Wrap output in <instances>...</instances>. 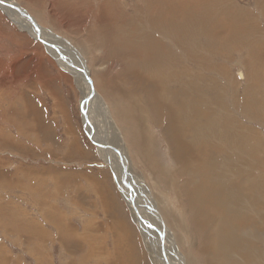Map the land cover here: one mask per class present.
Returning a JSON list of instances; mask_svg holds the SVG:
<instances>
[{"label":"rangeland","instance_id":"1","mask_svg":"<svg viewBox=\"0 0 264 264\" xmlns=\"http://www.w3.org/2000/svg\"><path fill=\"white\" fill-rule=\"evenodd\" d=\"M15 1L20 6H23L26 10H28L29 13H31V15L35 17L36 23L42 28H45L47 32L48 29H50L51 31L49 30V32L51 33L52 29H54L55 34H57L56 36H58L60 39L61 37L62 39L68 38L69 41L72 40L71 42L75 43V45H77L81 49L85 44L87 48L89 47L88 51L90 56L84 52L88 56L87 64L90 70L92 69V80L96 90L101 93L104 99H106V102L111 109V118L114 120L118 128H123L124 126H122L121 124L126 123L128 129L139 136L138 140L143 141L145 137L148 138V150H150L149 155L151 156L145 155V157H151L152 159L149 158L150 162L152 163L151 166H156V168L160 172L162 171L161 173L163 174V177H167L165 178V180L168 182L170 181V185H167L165 180H162V183H160L163 187H167L165 192H161L163 188H161V185H158V183L154 184L152 187L150 186L152 191L150 189L148 190L153 192V197L155 196L156 199L157 197H161L158 192L161 190L160 192L163 194V196L167 197L169 200L168 205H175L177 212L181 218H184L183 210H185L187 212V215H189L188 218L192 219L191 217H193L194 211L197 210V207H203L199 209H205L211 212L214 211L213 213L216 214L217 219H221L218 222L215 221L216 228H214L216 232L215 249L219 257L218 264H258L259 262H261L259 264H263L262 262H264V253L262 252H264V229L262 228L264 227V224L262 225L261 223L264 221V219L261 220L260 216H263L264 214V205H262L264 204V198H262L264 197V180H262L264 179V114H262L264 113V80L261 78V76H264V73L261 72V69L264 68L260 66L257 71L252 67V72H254L252 73L251 70L247 67L246 63L251 66V61L256 62L257 57H261V62L262 64H264V0H262V2L261 0H177L172 7H174L176 11L178 10L176 17L178 22L174 20L175 23H173L174 21H171L172 23H170L173 24V26L178 27V29L170 26L171 24H169L168 22L167 24L166 22L163 23V27L161 23H157L154 25L152 23L145 22L146 20L151 19L152 15L149 13V10L153 6V4H157L156 0H110V3L107 4V8L111 10L113 15L109 17L108 13L103 8V5L99 6L98 2H100V0ZM102 2H108V0H102ZM191 2H193L194 4ZM179 5H181L182 7ZM193 5L196 6L194 7ZM172 7L171 5H168L167 9H172ZM242 7L245 10L244 13H242L243 15L240 11V8ZM184 11H190L191 15H198H192V17L190 16V14H188V12H186L185 14ZM162 12L164 13L163 9L159 8V15H162ZM210 12L214 17L216 16L218 17V19L222 18V20H220L222 22L228 19L229 22L230 20L232 22L236 20L235 22H239L240 25L244 24L245 26L243 27L247 29V32L240 31L237 34L236 29H231V31L230 28H232V26L230 24H226L228 25L226 26V28H228L227 30L231 31L227 35H223L220 33L218 35L217 33H215L216 36H213V33H210L211 35L204 34L202 30L198 29V27L202 24H200L199 20H201L200 18L202 17V20H207L211 24V17L209 19ZM16 15L19 21L23 24L22 26H25L26 22L24 18L20 17L18 13H16ZM191 17L193 19L192 22H190ZM214 17H212V20H218ZM240 17L241 19L238 20ZM98 18H104V20H97ZM142 18L144 19V21ZM86 20H88V25ZM187 20L193 27L195 26L194 30H187L188 28H190V23L186 22V24L189 25H184V21ZM194 20L199 23H196ZM182 21L184 22V24ZM129 22H135V28H137L136 30L138 31V33H135L137 32L135 30V32L130 31V33L132 34V37L136 36L135 39L137 41H142V43H145L147 38L149 39V37L147 36L148 34H145V32L149 33L148 31H146L149 29V26L152 27L150 36H154L156 34L154 37L157 36V38L159 37V39L164 40H161L164 44V50L156 49L154 47L151 55L147 56L150 59L154 58V56L156 55L157 58L155 57V59L157 60L160 58L162 59L164 56V58L162 59L163 61L160 59V62L165 63L166 60L165 66L163 65V72H165V75L167 74L165 76L166 84L168 88H173L172 90L174 91H178V89H180L182 85L173 81L170 77V73H172V75L174 74L173 67L171 66L175 65L172 57L175 54H178V52H182V50H185V52H189L188 48L190 49L191 45H193L194 47L193 50L197 52L198 55L196 53H190V56H187V58L184 60L183 58L179 57L178 62H180V66L181 64L188 65L187 71H189L192 75L191 84L187 85L190 90L189 88H186V90L189 91L185 90L184 95L188 96L186 101L187 103L190 100L192 101L189 102V105L187 104V109L185 110V112L187 111V113L189 114L192 111L191 113H194V116L190 113L191 119L187 117V132H189V130L192 131L191 133H189L190 135L187 137V139H185L190 141V143L192 142L194 144H197L196 147H198L200 150V147L206 145L208 141V144H212L209 145V149H205V155L203 156L205 159V167L202 168L194 166L195 168L190 167V169L184 170V165L179 162L181 165L180 166L178 163V161L180 160L177 159L175 145L171 142L170 135L166 130V126L168 125V122L166 123L167 120H165L166 118L160 119L161 121L156 120L155 112H152V110L149 111V103L150 101L153 102V98L149 97V90L147 89L145 93L144 89L149 85V82H138L137 80L147 81V79L143 77L144 75L148 74V72L151 75L152 73L154 74L151 78H153V76H155L154 78H156L158 76V73L161 74L162 72H153L149 65H147L148 70L147 67H144L146 69L145 70L141 67L142 63L140 64V61L134 62V66L131 64L123 65L120 58H110L108 56V53L106 52V48L101 46L102 34L101 30L99 29L100 26L101 29L103 26H111L113 29H115V27L112 26V24L114 23L116 24V26L118 25L119 27H122V29L126 32V28L128 27V24H130ZM81 23L84 25V31L82 33L79 30V26ZM193 23H195L196 25H194ZM158 24H160L161 29L157 31ZM168 24L172 30L167 27ZM180 26L182 27V29ZM154 28H157L156 32L154 31ZM167 28L170 31H168ZM185 28L187 31H185ZM92 30L94 31L93 34ZM162 30L165 32H163ZM181 30L182 32H178ZM85 31L92 34L90 40H88L89 36L83 34ZM192 31L197 34L194 35V32ZM184 32L192 33L188 34V40L187 38L186 40H184L183 38L179 40L178 33ZM200 32L204 37L200 35ZM163 33H166V37ZM119 34H121V32H119ZM208 35L213 36L214 42L217 43V41H219L217 44H215L217 46H212L209 43L208 39H206L208 38ZM50 36L52 35L50 34ZM237 36L240 37L238 38ZM167 38L169 39L167 40L168 43L166 42ZM236 38L239 40L242 39L239 43L242 44L244 48H236L235 46H237L239 43H236L237 45L234 46V39ZM191 39L193 40V43ZM204 39L206 43L202 41ZM95 41L97 42V44H95ZM194 41L198 44V46H202V48H200L199 46V49H195ZM229 41L232 42L230 43ZM223 42L230 43V46L228 44L229 49L226 48L228 46H226V44ZM222 43L226 47H224ZM250 43H252L253 46ZM182 44L184 46H182ZM221 44L222 47L220 46ZM77 46L75 47L77 48ZM154 46H156V44H154ZM209 47L211 51L209 50ZM213 47L214 51H212ZM92 48L95 49L96 55H94V50ZM215 49L218 51H216ZM208 50L210 52H207ZM224 51L226 52V54ZM218 52L226 56L219 55ZM202 53L203 56H200L201 58H199V55H202ZM97 54L100 56H98ZM205 54H207V57ZM214 54L217 56H215ZM71 55L73 57L71 59L75 58L77 59V61L79 60L77 54L74 51L71 53ZM196 55L198 57L194 58V56ZM228 59L230 62L228 61ZM205 61H209V64ZM168 63H170V65ZM204 64L205 66H207H202ZM208 66L211 68H208L207 70L206 68ZM167 67L171 69H168ZM214 68L216 70L218 69L219 71L217 70L216 72ZM168 71L170 73H168ZM103 73L107 74V76L105 75L107 79L106 83L108 85L114 83V86H116L117 88L118 101L116 108L117 106H120L121 111L118 112L122 113H119V116L123 122L119 121L114 115L113 109L111 107V100L108 98L107 91L103 92V90L100 89L94 79L95 75L98 77L104 76ZM135 74L137 75V77L135 76ZM200 74H205L203 76H205L206 79H204L205 77L203 76L201 77L203 81L201 79H198ZM193 77L195 78V81H193ZM209 79H214V81L212 82ZM168 82H171V85L174 82L175 86L177 87L175 88V86H171ZM195 83H198V85H196ZM79 84V79L76 80L75 76H73L63 66H61V64L57 62V59L52 56V54L40 40L36 39L35 36L32 35L28 30L23 29L16 22H13L10 16L0 7V264H154L153 259L150 255V250L145 243L147 241L143 239L140 228L133 220L131 210L125 202L122 191H120L117 187L115 176L112 170L109 167L104 166L105 163L100 156L97 145L90 139L89 135L87 134L88 131L86 132L87 129L85 130L86 127L84 128L85 101L83 102V93L80 89ZM204 86L206 89L204 88ZM210 88L212 89L210 90ZM195 89L198 92H196ZM191 90L194 94L196 93V96H194ZM203 92L204 94L200 95ZM246 94L251 97L249 98ZM184 95L183 100L186 98ZM210 95L213 96L210 97ZM247 98H249L250 100L248 99V101ZM202 99H204V101H202ZM196 100L198 104L195 102ZM218 100L219 102H217ZM201 101L202 105H200ZM260 103L263 104L260 105ZM138 104L140 106V109H138L137 107ZM220 104H222L223 106H221ZM194 106H196L198 109H196V107ZM208 106L209 108H207ZM193 107L194 109H192ZM193 110H198V112L195 111V113ZM209 110H211V112ZM88 113L93 118L95 114L98 115V113H96V111L93 110V108L90 106L88 109ZM256 115L258 117H255ZM194 117H196V119ZM95 119V125L97 124L98 119L100 122L104 121L103 118L98 116ZM232 125L237 126L234 127ZM97 126L93 127L92 129L97 130ZM241 127H243V129ZM231 129H233L234 131ZM245 129L249 130H247L246 132ZM164 130L165 132H163ZM250 130L254 134H251L249 132ZM254 130L255 132H259L255 133L253 132ZM234 132H236V134ZM203 133H209L208 135L211 134L212 136H210V138L208 135H204ZM229 133L233 136H237V134L242 133L241 135L243 137H241L240 141H244V143L242 142V144L239 141V136L241 135H238L237 139H234V142V140H232L233 136L229 135ZM244 133L246 135H244ZM191 135L193 136V138ZM213 135L215 136V138L213 137ZM205 136L208 140L205 139ZM228 137L232 138L231 140L235 145L232 144L233 142L230 141ZM245 137L246 139L248 137L250 139L251 137H256L259 140H246ZM220 138L223 141H217ZM197 139H200L201 142ZM224 141L227 144L224 143ZM109 142L110 144L118 148L121 146L117 137H110ZM238 144L239 146L237 148ZM240 144L243 146H240ZM228 145H230L231 148L228 149V147H230ZM172 146L174 149L172 148ZM253 146H257V148L255 149ZM260 146L262 147L263 151L260 152L258 150V152H260L258 153L257 149L261 148ZM127 147L131 150V153H128L127 155L128 160L136 165L133 166L136 173L142 176V179L146 183L150 181L153 182V180H151L153 172L149 169L146 171H142L144 165H149L146 163L147 159L145 160V158H142L144 156V153L140 152L138 150V147H136V149L133 145H128ZM243 147L246 150L243 149L245 151H242L245 152L246 155L241 151ZM108 148L110 150L112 149L110 145L107 147V149ZM232 148L235 150V152ZM217 150L219 153L217 152ZM223 150L225 151L224 153ZM230 150L231 152H228ZM236 150L238 151V155ZM239 151H241L240 153L245 157H248L245 158L243 155L240 157ZM253 151L256 153V155H254L255 153H253ZM227 153H230V155L234 156V158L232 156L230 157V155H228ZM248 153L250 154L247 155ZM211 154H213V156ZM236 155L239 158H237ZM210 156L212 159L210 158ZM258 157L261 161H259ZM174 158H176V160ZM192 158L194 160L196 159L193 157V154ZM239 159L242 160H240L241 163L239 162ZM254 159L258 160L255 161ZM228 160H230V163L228 162ZM227 162L231 165H234L235 163L234 166L238 165L241 167H236L238 171L237 172L235 170L236 168L230 165L232 170H229V165L227 164ZM171 163H173V165ZM207 163L210 165L209 167ZM223 163H226V165L224 166ZM239 163L242 165H240ZM122 164L126 165L125 158L120 162V169H122ZM162 164H164V166ZM210 167L213 169H211ZM221 167H227L225 169H221L225 173L226 178L223 177L224 174L222 175L223 172L220 170ZM170 168L172 172L170 171ZM214 168L219 171V173ZM203 169H205V171ZM227 169L229 171L235 170V172H232L235 178L230 172L227 171ZM177 170H184V172L178 173L179 175H177V172H175ZM163 171H166L167 173H164ZM190 171L193 173H191ZM212 171H216L219 175L220 172H222V176H219L218 174L215 175L216 172L211 176L210 174L212 173ZM227 172L229 175L227 174ZM120 173L122 175H125L124 170L120 171ZM237 173L242 174L237 175ZM246 175L248 176L246 177ZM217 176L218 179H220L219 177H221V180H216L217 178L215 177ZM157 177L159 179L162 176H160L159 174ZM229 177L230 180H228ZM132 178H135V176H133ZM244 178L248 180L251 179L252 181L249 183L248 180H245ZM202 179L204 181H202ZM239 179L241 180L239 181ZM222 180H224V182H222ZM195 181H197L196 184ZM257 181H260V183H258ZM234 182L236 185L233 184ZM246 182L248 183V185ZM207 183L211 187H209ZM230 184H232V186ZM132 185L134 187L136 186L134 184ZM215 185L218 186L220 190ZM226 185H230V187L228 186V190H237L235 191V197L234 194L232 195L231 190L229 192L230 196L227 195L228 191ZM254 185L257 187H255ZM202 187H204L205 189L207 187V189L204 190V188ZM213 187L215 188L212 189ZM222 187H224V189ZM258 188H260V191L258 190ZM183 189H185V191L187 192H185ZM215 189H218L219 191H215ZM253 189L257 190V192H255ZM113 190L115 192H112ZM177 190H179V192ZM195 190L196 192H199L195 193ZM204 191H206L209 200L207 198L205 199L206 194ZM211 191L214 193L208 194V192ZM251 192L253 193L248 195V193ZM216 193L219 195V197ZM191 194H194L193 197ZM196 194H199L200 198L198 197L199 195ZM214 194L216 195V197L214 196ZM212 195L214 197H212ZM238 195H240L242 199L241 197H237ZM242 195H244V197L251 196V198H249V200L248 197L244 198ZM257 195H260L259 198ZM196 196L199 200H196ZM224 199L227 200L225 201ZM259 199L260 201H258ZM108 200L110 201V204ZM214 200H218L216 201L217 203H215ZM220 200L221 202H219ZM233 201L235 202V204L233 203ZM247 201H251L252 204H250V202L248 203ZM253 201L255 203L258 202V206L255 205ZM209 204L212 205L209 206ZM249 204L251 206H248ZM219 205L223 207V210H221L222 207ZM236 205L239 207H237ZM109 207H111L113 210L109 209ZM236 207L239 209H236ZM258 209L260 212L258 211ZM108 210H110V212ZM245 210H248L247 212L249 214H247ZM224 212L226 213L224 214ZM117 214L119 215L117 216ZM226 214H228L229 216L231 215V219H229L230 217H228V215ZM254 214H258L257 217L253 216ZM122 215L124 216V218L122 217ZM245 215L248 217L250 216L249 219ZM243 216L246 217L245 220L247 222L244 221ZM240 217L242 223L240 222ZM255 217L258 220L257 226H259V228L255 225ZM252 218L254 220H252ZM230 220H232V222H230ZM235 220L237 221L235 223L236 225L234 224ZM259 220L261 221L259 222ZM121 222L123 224H121ZM221 222H223L225 225ZM244 223L245 225H243ZM227 224L228 226L226 227ZM238 224L239 230H237L236 228ZM149 226L152 230L156 229L155 223H150ZM229 226L231 227L229 228ZM222 227H224L225 229ZM8 228L11 229L8 230ZM245 228L247 229L245 230ZM260 231H262V235L260 234ZM196 236V242L199 243L202 239V236L198 233H196ZM152 237L155 240L159 241L160 249L162 251L160 235L158 234L157 238V236L153 233ZM131 239L135 241L137 239L138 242L140 241V244L136 241L135 246L131 245ZM226 241L228 242L224 243ZM124 242L125 244H123ZM126 243H128L127 247ZM257 243L258 245H261L260 247L258 246L260 250H257V247H254L257 245ZM231 244L233 247L231 246ZM193 246L194 249L198 251V254H202L199 253L201 244L199 245V248H197V244L196 246L195 244ZM252 248L258 254L254 253ZM237 250L239 251L237 252ZM245 252H247V254ZM141 253H143V256ZM132 254H134V256ZM138 254L143 259V262L141 261L142 259H140ZM244 254L247 258L253 255L254 259H252V257L247 261H252V263L246 262ZM255 254L257 257H255ZM257 258L258 260L257 262H255ZM199 259L206 261V257H204L203 255H201Z\"/></svg>","mask_w":264,"mask_h":264},{"label":"bare ground","instance_id":"2","mask_svg":"<svg viewBox=\"0 0 264 264\" xmlns=\"http://www.w3.org/2000/svg\"><path fill=\"white\" fill-rule=\"evenodd\" d=\"M145 1V0H144ZM176 1L177 0H175V1H173V0H156V3L157 4H153V6L150 8V10H149V13L152 15V17H151V19L150 20H146L145 22L146 23H152V24H157V23H161L162 24V27L164 26L163 25V23H165L166 22V24H167V22L169 23V24H171L172 22L171 21H174V20H176L177 21V19H176V17H177V12H178V10L176 11V9L174 8V7H172L175 3H176ZM126 2V1H125ZM198 2V1H197ZM261 2H262V0H261ZM99 3V6H101V5H103V8L105 9V11L108 13V17L109 16H111V15H113V13L111 12V10H109L108 8H107V4L108 3H110V0H108V2H102V0H100V2H98ZM133 3V2H132ZM141 3V2H140ZM191 3H193V2H191ZM196 3V2H195ZM194 4V3H193ZM198 4V3H197ZM201 4V3H200ZM262 4V3H261ZM168 5H171V7H172V9H167V7H168ZM192 5V4H191ZM144 6H146V5H144ZM179 6H181V5H179ZM194 7L196 6V5H193ZM199 6V5H198ZM0 7L2 8V10H4L9 16H10V18H11V20L13 21V22H16L19 26H21L23 29H26V30H28L32 35H34L35 36V38H37V32H36V30H35V28L31 25V22L32 21H35L36 22V19H35V17H33L32 15H31V13H29V11L28 10H26L23 6H20L15 0H0ZM143 7V6H142ZM182 7V6H181ZM4 8V9H3ZM129 8H130V6H129ZM159 8H162L163 9V11H164V13L162 14V13H160V14H162V15H159ZM238 8H239V6H238ZM241 9H242V11H243V13H244V9H243V7L242 8H240V11H241ZM186 10H188V9H186ZM123 11V10H122ZM162 11V10H161ZM176 11V12H175ZM191 11V10H190ZM188 12V11H186V12H188V14H190L191 12ZM49 12V11H48ZM145 12V11H144ZM186 12L184 11V13L186 14ZM16 13H18L19 14V16L20 17H22V18H24V20H25V22H26V25L25 26H22L23 24L19 21V19L17 18V15H16ZM119 13V12H118ZM214 14V13H213ZM193 15V14H192ZM191 14H190V16H192ZM197 16L198 14H194L193 16ZM215 15V14H214ZM243 15V14H242ZM180 16V15H179ZM189 16V15H188ZM192 16V17H193ZM50 17H51V15H50ZM104 17V16H103ZM140 17V16H139ZM183 17V16H182ZM182 17H180V18H182ZM192 17H191V20H190V22H192L193 21V19H192ZM201 17V16H200ZM206 17H207V15H206ZM210 17H211V20H210V22H211V24L209 23V21H207V20H202V17L200 18L201 20H199L200 21V24H201V26H199L198 27V29L199 30H202V32H204V34H210V33H213V36H216L215 35V33H217V35L220 33V34H223V35H227V34H229L232 30H235L236 29V33L238 34L240 31H246L247 32V29H245L243 26H245L244 24H241L240 25V23L238 22H235L236 20H234L233 22L230 20V22L228 21V19L226 20V21H224V22H226V23H224V22H222V21H220V20H222V18H220V19H218V17H214L213 15H212V13L210 12V16H209V19H210ZM212 17H214V18H217L218 20H212ZM242 17V16H241ZM241 17L238 19V20H240L241 19ZM141 18V17H140ZM185 18V17H184ZM183 18V19H184ZM55 19V18H54ZM105 19H107V18H105ZM133 19V18H132ZM143 19V18H142ZM178 19H179V17H178ZM182 19V20H183ZM190 19V18H189ZM195 19V18H194ZM197 19H198V17H197ZM196 19V20H197ZM249 19V18H248ZM56 20H57V18H56ZM97 20H104V18H98ZM181 20V19H180ZM196 20H194L195 22H196ZM87 21V25H88V20H86ZM143 21H144V19H143ZM198 21V20H197ZM136 22V21H135ZM135 22H129L130 24H128V27L126 28V32L122 29V27H119L118 25L116 26V24H112V26H114L115 27V29H113L111 26H103L102 27V29L99 27V29L101 30V34H102V37H101V42H102V45L101 46H103V47H105L106 48V52L108 53V56L110 57V58H114V59H118V58H120L121 60H122V64L124 65V64H131V65H135V63L134 62H136V61H140V64L142 65L141 67L143 68V69H145L144 67H147V70H148V66L147 65H149L150 66V68H151V70H153V72L155 71L156 73L158 72V71H160V72H162L161 74L160 73H158V76L156 77V78H154L155 76H153V78H151L152 77V75H154L153 73H152V75L151 74H149V72H148V74H146V75H144V77L143 78H145V79H147V81L145 80V81H142V80H137L138 82H149V85L148 86H146L144 89H145V93H146V91H147V89L149 90V97L150 98H153V102H154V107H153V102L152 101H150V103H149V111L150 110H152V112H155V119L156 120H160V119H164V118H166L165 120H167L166 121V123L168 122V125L166 126V130L168 131V133H169V135H170V140H171V142L175 145V151L177 152V159L178 160H180V161H178V163L180 162L181 164H183L184 165V170L186 169H190V167H194V166H196V167H205V159H204V155H205V149L207 148V149H209V145H212V144H208L209 143V141H208V143L206 144V145H203L202 147H200L201 148V150L198 148V147H196L197 146V144H194V143H190V141H188V140H186L187 139V137L190 135L189 133H191V131L192 130H189V132H187L188 131V128L186 127V125L188 124V120H187V117H191L190 116V113L192 112H190L189 114L187 113V111L185 112V110L187 109V104L189 105V102H192L190 99V101L187 103L186 101H187V95H184V92H185V90H186V88H189L187 85L188 84H191V81H192V75H191V73L189 72V71H187L188 70V65H186V64H181V66L179 65V63L180 62H178V58L180 57V58H183V60L184 59H186L187 58V56H190L189 54L190 53H192V54H194V53H196L197 54V52H195L194 50H193V45H191V48L189 49L188 47V50H189V52H185V50H182V52H178V54H175L172 58H173V61H174V66H171V67H173V75H172V73H170L169 71H168V73H170V77L172 78V80L173 81H175V82H177V83H180L182 86H181V88L180 89H178V91H174V90H172V89H170V88H168L167 87V84H166V78H165V76L167 75H165V72H163L164 70V67H163V65L165 66V64H166V60H165V63L163 62V63H161L160 62V59H155V57L157 58V56L155 55H153L154 56V58H150L149 59V57L147 56V55H151V52H152V50H153V48L155 47L156 49H161V50H164L165 48L163 47V39H159V37L157 38V36L156 37H154V36H150L151 34H150V32H151V28L152 27H150L149 26V29L148 30H146V31H148L149 33H147V32H145V34H148L147 36L149 37V39L147 38V40L145 41V43H142V41H137L136 39H135V37H132L131 35V33H130V31H132V32H135V31H137L136 29L137 28H135ZM171 22V23H170ZM178 22V21H177ZM183 22V21H182ZM182 22H181V25H182ZM184 22H185V24H184ZM183 22V24L184 25H189V24H186V22L187 23H190L188 20L187 21H184ZM173 23H175V21L173 22ZM180 23V22H179ZM178 23V24H179ZM196 23H199V22H196ZM152 24H151V26H152ZM169 24H168V26L167 27H169ZM177 24V23H176ZM194 25H196L195 23H193ZM226 24H230L231 26H232V28H230V30H227L228 28H226V26H228V25H226ZM250 24V23H249ZM253 24H254V22H253ZM153 25V26H154ZM58 26V25H57ZM170 26H173V24H171ZM177 26V25H176ZM40 27V31H41V37H43L44 38V40L45 41H47L48 43H49V48H48V50H49V52L52 54V56L54 57V58H56L57 59V62L58 63H60L61 64V66H63L68 72H70L73 76H75V78H76V80L77 79H79V81H80V84H79V86H80V89H81V91H82V93H83V102H84V100H85V102H86V104H85V102H84V119H85V121H86V129H87V131H88V135H89V137H91L90 139L95 143H98L99 145L97 146L98 147V151H99V153H100V156H101V158H102V160H104V166H106V167H109L111 170H112V172H113V174H114V176H115V181H116V184H117V187H118V189L120 190V191H122V194H123V197H124V199H125V202H126V204L129 206V208H130V210H131V213H132V217H133V220L135 221V223L138 225V227L140 228V230H141V235L143 236V239L144 240H146L147 242H145L146 243V246H148V248H149V250H150V255H151V258L153 259V262H154V264H218V262H219V257H218V254H217V252H216V249H215V239H216V232H215V230H214V228H216V225H215V221L216 222H218L219 220H221V219H217V216H216V214L215 213H213V212H211V211H209V210H205V209H199V208H203V207H197V206H195V207H197L196 209L197 210H195L194 211V214H193V217H191L192 219H190V218H188L189 217V215H187V212L185 211V210H183L184 211V218H181L180 216H179V214H178V212H177V209H176V207H175V205H172V204H169L168 205V198L167 197H164L163 196V194L161 193V192H165L166 191V188L165 187H163L160 183H162V180H165V178H167V177H163V174L156 168V166H151L152 165V163L150 162V160H149V158L150 159H152L151 157H149V158H147V156H151V155H149V151L150 150H148V144H149V141H148V138L147 137H145V139L143 140V141H141V140H138V135L137 134H135L134 132H132V131H130L129 129H128V126L126 125V123H124V124H121L122 126H124L123 128H118V126L116 125V123L114 122V120L111 118V116H112V112H111V109H110V107L108 106V104H107V102H106V99H104L103 97H102V95H101V93L99 92V91H97L96 90V88H95V86H94V83H93V80H92V73H91V70H90V68H89V66H88V56L85 54V53H87L88 55H89V51H88V48H87V46H85V45H83L82 46V49L80 48V47H78L77 45H75V43H73V42H71V41H69L68 40V38L66 39V38H64V39H66V40H64V39H62V37H61V39L58 37V36H56L57 34H55V32H54V29H52V32L50 33L49 32V30L50 29H48V32L45 30V28H42L41 26H39ZM59 27V26H58ZM57 27V28H58ZM80 32L82 33L83 31H84V25L81 23L80 24ZM173 27H175V26H173ZM181 27V26H180ZM189 27L190 28H188L187 30L188 31H191V30H194V28H195V26L193 27L192 25H191V23H190V25H189ZM239 27V28H238ZM147 28H148V24H147ZM158 28V29H157ZM157 28H154L155 30V32H156V29H157V31L158 30H160L161 29V26H160V24H158V26H157ZM170 28V30H172L171 29V27H169ZM175 28H177L178 29V27H175ZM226 28V29H225ZM248 28V27H247ZM140 29V28H139ZM168 29V28H167ZM176 29V30H177ZM180 29V28H179ZM181 29H182V27H181ZM78 30V29H77ZM135 30V31H134ZM164 30V29H163ZM162 30V31H163ZM169 29H168V31H170ZM186 30V28H185V31H187ZM51 31V30H50ZM88 31V30H87ZM173 31H174V29H173ZM79 32V33H80ZM90 32V31H89ZM93 30H92V34H93ZM96 32H97V30H96ZM119 32H121V34H119ZM154 32V33H155ZM161 32V31H160ZM163 32H165V31H163ZM172 32V31H171ZM178 32H182V30L181 31H178ZM192 32H194V31H192ZM191 32V33H192ZM199 32V31H198ZM234 32V31H233ZM135 33H138V31L137 32H135ZM162 33V32H161ZM168 33V32H167ZM173 33V32H172ZM177 33V32H176ZM191 33H187V32H184V33H178V39L180 40V39H184V40H186V38L189 36L188 34H191ZM235 33V32H234ZM235 33V34H236ZM50 34L52 35V36H50ZM84 35H87V36H89L88 37V40H90V38L92 37V34H90V33H87L86 31L83 33ZM141 34V33H140ZM144 34V33H143ZM159 34V33H158ZM164 34V36L166 35V33H163ZM195 34H197V33H195L194 32V35ZM234 34V35H235ZM153 35V34H152ZM170 35V34H169ZM168 35V36H169ZM172 35H174V34H172ZM171 35V36H172ZM200 35L201 36H203V34H201V32H200ZM211 35V34H210ZM233 35V36H234ZM191 36H193V35H191ZM207 36V35H206ZM205 36V37H206ZM213 36H209L208 35V38H206V39H208V41H209V43L213 46V45H215V44H217L219 41H217V43L216 42H214V40H213ZM233 36H231V37H233ZM236 36V35H235ZM241 36V35H240ZM240 36H237L238 38L240 37ZM261 36V35H260ZM141 37V36H140ZM139 37V38H140ZM156 39H154V38ZM161 37V36H160ZM166 37V36H165ZM164 37V38H165ZM204 37V36H203ZM243 37V36H242ZM241 37V38H242ZM169 38V37H168ZM166 39V42H167V40H169V39ZM198 38V37H197ZM199 38H201V37H199ZM229 38V37H228ZM235 38V37H234ZM244 38V37H243ZM242 38V39H243ZM82 39H83V37H82ZM138 39V38H137ZM196 39V38H195ZM217 39V38H216ZM222 39V38H221ZM231 39V38H230ZM230 39H228V40H230ZM241 39V40H242ZM161 40H163V41H161ZM187 40H188V38H187ZM192 40V39H191ZM219 40V39H218ZM235 41V44H234V46L235 45H237L236 43H239L241 40H239V39H234ZM67 41V42H66ZM202 41H204L205 42V39L204 40H202ZM207 41V40H206ZM226 41V40H225ZM233 41V40H232ZM231 41V42H232ZM139 42V43H138ZM141 42V43H140ZM187 42V41H186ZM200 42V41H199ZM203 42V43H204ZM214 42V43H213ZM230 42V41H229ZM226 43V42H223V43H225L226 44V46H228V44H229V46H230V43ZM246 42V41H245ZM68 43V44H67ZM87 43V42H86ZM168 43V42H167ZM192 43H193V40H192ZM206 43V42H205ZM204 43V44H205ZM209 43H207V44H209ZM220 43H221V41H220ZM222 43V44H223ZM243 43V42H242ZM77 46V48L74 46ZM77 44V43H76ZM95 44H97V42L95 41ZM154 44H156V46H154ZM187 44V43H186ZM185 44V45H186ZM194 44H195V49L196 48H198L199 49V46H198V44L197 43H195V41H194ZM200 44V43H199ZM222 44L220 45L221 47H222ZM233 44V43H232ZM231 44V45H232ZM244 44V43H243ZM248 44V43H247ZM252 46H253V44L252 43H250ZM176 45V44H175ZM189 45H190V42H189ZM239 45H241V46H239ZM264 45V44H263ZM70 48H69V47ZM182 46H184L183 44H182ZM212 46H210V47H212ZM215 46H217V45H215ZM223 46H224V44H223ZM226 46H224V47H226ZM229 46L228 47H226V48H228L229 49ZM238 46V47H237ZM237 46H235L236 48H239V47H243L242 46V44H238ZM247 46V45H246ZM210 47H209V50H210ZM233 47V46H232ZM235 47H234V49H235ZM200 48H202V46H200ZM216 48V47H215ZM244 48V47H243ZM256 48V47H255ZM93 50H94V55H96V52H95V49L94 48H92ZM173 49V48H172ZM182 49V48H181ZM212 49V48H211ZM223 49V48H222ZM207 51V52H210V51ZM216 50V49H215ZM75 52L76 54H77V57L79 58V60L77 61V59H71V58H73L72 57V55H71V53L72 52ZM157 51V50H156ZM155 51V52H156ZM172 51H174V50H172ZM172 51H170V52H172ZM212 51H214V47H213V49H212ZM216 51H218V50H216ZM85 52V53H84ZM203 52V51H202ZM225 52V51H224ZM234 52V51H233ZM161 53V52H160ZM200 53V52H199ZM204 53H205V51H204ZM215 53H217V52H215ZM219 53V52H218ZM153 54V53H152ZM158 54V53H157ZM188 54V55H187ZM208 54V53H207ZM207 54H205L206 55V57H207ZM225 54H226V52H225ZM233 54V53H232ZM235 54V53H234ZM262 54V53H261ZM98 55V54H97ZM198 55V54H197ZM194 56V58L195 57H198V56ZM209 55V54H208ZM215 55V54H214ZM219 55H222V54H220L219 53ZM228 55H229V53H228ZM227 55V56H228ZM90 56V55H89ZM98 56H100V55H98ZM97 56V57H98ZM200 56H203V53H202V55H199V58H201ZM215 56H217V55H215ZM222 56H226V55H222ZM234 56V55H233ZM205 57V58H206ZM221 57V56H220ZM257 57V56H256ZM263 57H264V55H263ZM163 58H164V56H163ZM162 58V59H163ZM169 58H171V57H169ZM168 58V59H169ZM218 58V57H217ZM161 59V60H162ZM167 59V58H166ZM193 59V58H192ZM207 59V58H206ZM206 59H203V60H206ZM230 59V58H229ZM229 59H228V61H229ZM233 59V58H232ZM208 60V59H207ZM210 60H212V59H210ZM219 60V59H218ZM217 60V61H218ZM163 61V60H162ZM169 61V60H168ZM167 61V62H168ZM222 61V60H221ZM72 62V63H71ZM196 62V61H195ZM199 62H200V60H199ZM204 62V61H203ZM202 62V63H203ZM205 62H207V61H205ZM223 62V61H222ZM230 62V61H229ZM263 62H264V60H263ZM208 64H209V61L207 62ZM138 64V63H137ZM169 65H170V63H168ZM167 64V65H168ZM139 65V64H138ZM192 65V64H191ZM221 65H223V64H221ZM246 65H247V67L251 70V72H252V70H253V68H255V70H257L258 71V69H259V67L261 66V67H263L264 68V64H262V62H261V57H257V59H256V62H254V61H251V66H249L247 63H246ZM101 66H102V64H101ZM140 66V65H139ZM202 66H204V67H206L205 66V64L204 65H202ZM209 66H211V65H209ZM207 67L206 69L208 70V68H211V67ZM253 67V68H252ZM103 68V67H102ZM149 68V69H150ZM168 68V67H167ZM215 68H217V67H215ZM214 68V69H215ZM219 68H221V67H219ZM168 69H171V68H168ZM213 69V68H212ZM146 70V69H145ZM216 70V69H215ZM218 70V69H217ZM217 70H216V72H217ZM227 70V69H226ZM150 71V70H149ZM206 71V70H205ZM219 71V70H218ZM256 71V72H257ZM145 72V71H144ZM167 72V71H166ZM184 72H186V73H184ZM261 72H263L264 73V69H261ZM203 73V72H202ZM252 73H254V72H252ZM104 74V73H103ZM160 74V75H159ZM258 74V73H257ZM105 75L107 76V74H104V76H96L95 75V81H96V83H97V85L100 87V89L101 90H103V92H106L107 91V95H108V98L111 100V107H112V109H113V112H114V115L116 116V118L119 120V121H121V122H123L121 119H120V116H119V113L120 114H122L121 112H118V111H121L120 110V106L118 107L117 106V108H116V105H117V101H118V93H117V88H116V86H114V83L113 84H107L106 83V77H105ZM203 75H205V74H200V76H199V78L198 79H201V77L203 76ZM253 75V74H252ZM135 76L137 77V75L135 74ZM210 76V75H209ZM203 77H205V76H203ZM249 77H250V75H249ZM254 77H255V75H254ZM261 78L264 80V76H261ZM195 78L193 77V81H195L194 80ZM204 79H206V77L204 78ZM202 80V79H201ZM210 80V79H209ZM168 81V80H167ZM200 81V80H199ZM203 81V80H202ZM210 81H214V79L213 80H210ZM112 82H113V80H112ZM198 82V81H197ZM201 82V81H200ZM217 82V81H216ZM235 82V81H234ZM170 85H171V82H168ZM193 83V82H192ZM207 83V82H206ZM215 83V82H214ZM218 83V82H217ZM144 84V83H143ZM196 84V83H195ZM213 84V83H212ZM112 85V86H111ZM172 85L173 86H175V84H174V82L172 83ZM171 85V86H172ZM178 85V84H177ZM196 85H198V83L196 84ZM200 85V84H199ZM237 85V84H236ZM191 86V85H190ZM194 86V85H193ZM209 86V85H208ZM221 86V85H220ZM170 87V86H169ZM177 86H175V88H176ZM179 87H180V85H179ZM207 87V86H206ZM213 87V86H212ZM255 87V86H254ZM192 88V87H191ZM201 88V87H200ZM204 88H205V86H204ZM165 89H166V92H165ZM206 89V88H205ZM209 89V88H208ZM212 88H210V90H211ZM215 89H216V87H215ZM92 90H94V95H92L90 98H89V95L92 93ZM189 90H190V88H189ZM189 90H186V91H189ZM193 90V89H192ZM192 90H191V92H192ZM196 90V89H195ZM214 90V89H213ZM213 90H212V92H213ZM202 91V90H201ZM209 91V90H208ZM258 91V90H257ZM196 92H198L197 90H196ZM204 92H205V90H204ZM204 92L202 93V94H200V95H203L204 94ZM193 93V92H192ZM210 93V92H209ZM256 93V92H255ZM186 94V93H185ZM194 94V93H193ZM196 94V93H195ZM194 94V96H196ZM199 94V93H198ZM197 94V95H198ZM217 94H219V93H217ZM111 97H110V96ZM183 95L186 97L184 100H183ZM214 95V94H213ZM213 95H210V97L211 96H213ZM239 95V94H238ZM247 95V94H246ZM189 96H190V93H189ZM193 96V95H192ZM215 96V95H214ZM220 96H222V95H220ZM244 96V95H243ZM248 96V95H247ZM202 97V96H201ZM200 97V98H201ZM209 97V96H208ZM209 97V98H210ZM237 97V96H236ZM249 98L251 97V96H248ZM253 97V96H252ZM87 98H89V100L88 101H86V99ZM221 98V97H220ZM219 98V99H220ZM249 98H247V100L249 99ZM192 99V98H191ZM214 99V98H213ZM193 100V99H192ZM195 100V99H194ZM211 100V99H210ZM216 100V99H215ZM222 100V99H221ZM240 100V99H239ZM246 100V101H247ZM250 100V99H249ZM248 100V101H249ZM155 101H156V104H155ZM198 101H199V98H198ZM202 101H204V99H202ZM202 101L200 102V105H202L201 103H202ZM205 101H206V99H205ZM196 103H197V100L195 101ZM210 102V101H209ZM208 102V103H209ZM212 102H213V100H212ZM216 102V101H215ZM217 102H219V100L217 101ZM216 102V103H217ZM221 102V101H220ZM223 102V101H222ZM264 102V101H263ZM203 103H205V102H203ZM215 103V104H216ZM246 103V102H245ZM191 104V103H190ZM198 104V103H197ZM213 104V103H212ZM249 104H250V102H249ZM263 103H260V105H262ZM199 105V106H200ZM218 105V104H217ZM221 106H223L222 104H220ZM89 106L90 107H92L93 108V110H95L96 111V113H98V115H96L95 114V116H94V118L92 117V116H90V114L88 113V109H89ZM190 106H192V105H190ZM198 106V107H199ZM204 106H207V105H204ZM219 106V105H218ZM137 107H138V109H140V106H139V104L137 105ZM194 107H196V106H194ZM194 107L192 108V109H194ZM201 107V106H200ZM226 107V106H225ZM250 107V106H249ZM253 107V106H252ZM258 107V106H257ZM202 108V107H201ZM207 108H209V106L207 107ZM213 108V107H212ZM215 108V107H214ZM224 108V107H223ZM251 108V107H250ZM254 108V107H253ZM196 109H198L197 107H196ZM252 109V108H251ZM250 109V110H251ZM190 110V109H189ZM254 110V109H253ZM194 111V110H193ZM196 111V110H195ZM194 111V112H195ZM200 111V110H199ZM202 111V110H201ZM210 112H211V110H209ZM213 111V110H212ZM252 111V110H251ZM196 112H198V110L196 111ZM195 112V113H196ZM203 112H204V110H203ZM257 113H258V111H257ZM194 114V113H193ZM192 113H191V115H193ZM262 114H264V113H262ZM197 115V114H196ZM199 115V114H198ZM201 115V114H200ZM210 115V114H209ZM101 117V118H103V122H100L99 121V119L97 120V124L95 125V122H96V117ZM194 116V115H193ZM192 116V117H193ZM197 117V116H196ZM196 117H194L195 119H196ZM207 117V116H206ZM206 117H204V118H206ZM255 117H258L257 115L255 116ZM186 119V121H185V119ZM191 119V118H190ZM199 119V118H198ZM161 121V120H160ZM163 121V120H162ZM185 123H184V122ZM261 121H263V120H261ZM190 122V121H189ZM198 122V121H197ZM228 122H229V120H228ZM160 123V122H159ZM262 123V122H261ZM161 124V123H160ZM191 124H192V122H191ZM190 124V125H191ZM197 124V123H196ZM225 124V123H224ZM244 124V123H243ZM264 124V123H263ZM98 125V126H97ZM204 125V124H203ZM246 125V124H245ZM95 126H97V130L96 129H92L93 127H95ZM194 126V125H193ZM202 126V125H201ZM230 126V125H229ZM232 126H234V125H232ZM235 126H237V125H235ZM234 126V127H235ZM239 126V125H238ZM241 126V125H240ZM192 127V126H191ZM195 127H196V125H195ZM226 127V126H225ZM244 127V126H243ZM243 127H241L242 129H243ZM247 127V126H246ZM250 127V126H249ZM253 127V126H252ZM256 128V127H255ZM165 129V128H164ZM191 129V128H190ZM200 129V128H199ZM223 129H224V127H223ZM227 129V128H226ZM235 129V128H234ZM238 129V128H237ZM240 129V128H239ZM193 130H195V129H193ZM219 130V129H218ZM230 130V129H229ZM231 130H233V129H231ZM236 130V129H235ZM246 130V129H245ZM244 130V131H245ZM247 130H249V129H247ZM247 130H246V132H247ZM251 130H253V129H251ZM251 130L249 131L251 134H254V133H252L251 132ZM256 130V129H255ZM255 130L253 131V132H255ZM130 131V132H129ZM217 131V130H216ZM234 131V130H233ZM238 131V130H237ZM236 131V132H237ZM241 131V130H240ZM163 132H165V130L163 131ZM193 132H196V131H193ZM203 132V131H202ZM209 132V131H208ZM218 132V131H217ZM220 132H221V130H220ZM230 132V131H229ZM236 132H234L235 134H236ZM248 132V133H249ZM256 132H259V131H256ZM255 132V133H256ZM200 133V132H199ZM222 133H224V132H222ZM167 134V133H166ZM165 134V135H166ZM186 134H188V135H186ZM194 134V133H193ZM192 134V135H193ZM204 134V133H203ZM209 133H206V134H204V135H208ZM214 134V133H213ZM220 134V133H219ZM231 134H232V132H231ZM230 133H229V135H231ZM242 133H240V134H237V136L238 135H241ZM258 134V133H257ZM260 134V133H259ZM191 135V136H192ZM195 135V134H194ZM199 135V134H198ZM197 135V136H198ZM227 135V134H226ZM244 135H246L245 133H244ZM200 136V135H199ZM209 137L210 136H212L211 134L210 135H208ZM221 136H225V135H221ZM228 136V135H227ZM226 136V137H227ZM231 136H233V135H231ZM237 136H233L232 138H230V137H228L229 139H230V141H232V140H236L237 139ZM248 136H250V135H248ZM262 136V135H261ZM110 137H117L118 139H119V142H120V144H121V146L118 148V147H116V146H114V145H112V144H110V142H109V140H110ZM196 137V136H195ZM206 137V136H205ZM213 137L215 138V136L213 135ZM217 137H220V136H217ZM234 137H236V138H234ZM240 137V139H239V141L241 140V137H243L242 135L241 136H239ZM247 137V136H246ZM246 137H245V139H246ZM257 137V136H256ZM254 138V137H251V139L248 137L247 139H250V140H252V139H258V138ZM169 138V137H168ZM186 138V139H185ZM192 138H193V136H192ZM198 138V137H197ZM211 138V137H210ZM223 138V137H222ZM189 139V138H188ZM196 139V138H195ZM201 139V138H200ZM200 139H197V140H199L200 141ZM203 139V138H202ZM205 139H207V137L205 138ZM213 139V138H212ZM232 139V140H231ZM246 139V140H247ZM190 140V139H189ZM208 140V139H207ZM221 140V138L219 139V140H217V141H220ZM225 140H227V139H225ZM235 140H234V142H235ZM244 140V139H243ZM245 140V141H246ZM259 140V139H258ZM166 141V140H165ZM221 141H223V140H221ZM230 141H228V142H230ZM254 141V140H253ZM170 142V143H171ZM201 142V141H200ZM199 142V143H200ZM233 142V141H232ZM231 142V143H232ZM234 142L232 143L233 145H235L234 144ZM244 143V141H240V143ZM95 143V144H96ZM206 143V142H205ZM214 143V142H213ZM224 143H226L225 141H224ZM223 143V144H224ZM242 143V144H243ZM202 144V143H201ZM204 144V143H203ZM227 144V143H226ZM226 144H225V146H226ZM228 144H230V143H228ZM231 144V145H232ZM257 144V143H256ZM256 144H254V145H256ZM111 146L112 147V149L110 150L109 148L107 149V147L108 146ZM130 146V145H133L135 148L136 147H138V150L140 151V152H142V153H144V156L142 157L143 159L145 158V160H146V163L147 164H149V165H144V168H143V170L142 171H146V170H151L153 173V175H152V177H151V180H153V182H148V183H146L143 179H142V176H140L139 174H137L136 173V171L134 170V168H133V166H136L133 162H131V161H129L128 160V157H127V155H128V153H131V150H130V148H128L127 146ZM139 145V146H138ZM214 145V144H213ZM216 145V144H215ZM220 145V144H219ZM253 145V144H252ZM251 145V146H252ZM258 145V144H257ZM228 146H230V145H228ZM238 146H239V144L237 145V148H238ZM240 146H243V145H241L240 144ZM169 147V146H168ZM255 149L257 148V146L255 147V146H253ZM253 147H252V149H253ZM261 147V146H260ZM172 148H173V146H172ZM229 148H231V146L230 147H228V149ZM234 148V147H233ZM232 148V149H233ZM236 148V149H237ZM240 148V147H239ZM137 149V148H136ZM174 149V148H173ZM217 149V148H216ZM220 149V148H219ZM218 149V150H219ZM227 149V150H228ZM243 149H245L244 147L241 149V151L243 150ZM247 149H249V148H247ZM262 149V147L261 148H259V149H257V152H258V150L261 152V151H263V149ZM218 150H217V152H218ZM234 150V149H233ZM232 150V151H233ZM246 150V149H245ZM245 150H243V151H245ZM220 151V150H219ZM241 151H239V153L241 152ZM242 151V152H243ZM249 151V150H248ZM247 151V152H248ZM256 151V150H255ZM211 152V151H210ZM225 151L223 150V153H224ZM228 152H231V150L230 151H228ZM234 152H235V150H234ZM236 152H237V155H238V151L236 150ZM251 152V151H250ZM260 152H258V153H260ZM264 152V151H263ZM174 153V152H173ZM215 153V152H214ZM219 153V152H218ZM244 154H245V152H243ZM253 153H255L254 151H253ZM192 154H193V157L194 158H196L195 160L192 158ZM207 154V153H206ZM210 154V153H209ZM228 154V153H227ZM226 154V155H227ZM234 154V153H233ZM250 153H248L247 155H249ZM145 155H147L146 157H145ZM212 156H213V154H211ZM228 155H230V153L228 154ZM237 155H236V157H237ZM240 155V157L243 155V154H239ZM246 155V154H245ZM254 155H256V153L254 154ZM254 155H252V156H254ZM171 156V155H170ZM232 155H230V157H231ZM244 156V155H243ZM258 156V155H257ZM172 157V156H171ZM233 158H234V156H232ZM245 157V156H244ZM248 156H246L245 158H247ZM260 157V156H259ZM259 157H258V159H259ZM126 159V165H123L122 164V166H121V168L122 169H120V162L122 161V159ZM210 158H211V156H210ZM226 158H228V157H226ZM237 158H239V157H237ZM175 160H176V158H174ZM212 159V158H211ZM231 159V158H230ZM236 159V158H235ZM255 159H256V157H255ZM254 159V160H255ZM257 159V160H258ZM227 160V159H226ZM240 160L241 159H239V162H240ZM247 160V159H246ZM245 160V161H246ZM252 160V159H251ZM257 160H255V161H257ZM230 160H228V162H229ZM238 161V160H237ZM242 161V160H241ZM259 161H261L260 159H259ZM211 162V161H210ZM209 162V163H210ZM214 162V161H213ZM212 162V163H213ZM221 162V161H220ZM225 162V161H224ZM228 162H227V164H228ZM232 162H233V160H232ZM162 163H164V162H162ZM180 163H179V165H180ZM230 163V162H229ZM241 163V162H240ZM239 163V164H240ZM257 163V162H256ZM159 164V163H158ZM166 164V163H165ZM172 165H173V163H171ZM208 164V163H207ZM211 164V163H210ZM216 164V163H215ZM218 164V163H217ZM221 164V163H220ZM245 164V163H244ZM248 164V163H247ZM163 166H164V164H162ZM213 165V164H212ZM212 165H211V167H212ZM222 165V164H221ZM223 165L225 166L226 165V163H223ZM229 166H228V169L229 170H232L231 169V167H230V165L231 164H228ZM234 165H235V163H234ZM234 165H231V166H234ZM240 165H242V164H240ZM246 165V164H245ZM159 166H160V164H159ZM181 166V165H180ZM210 165L208 164V167H209ZM220 166V165H219ZM238 166V165H237ZM237 166H234L235 168L237 167ZM161 167V166H160ZM166 167V166H165ZM183 167V166H182ZM181 167V168H182ZM210 167V168H211ZM218 167V166H217ZM238 167H241V166H238ZM159 168V167H158ZM167 168V167H166ZM172 168V167H171ZM171 168H170V171H171ZM195 168V167H194ZM207 168V167H206ZM219 168V167H218ZM217 168V169H218ZM223 167H221L220 168V170L222 169ZM225 168H227V167H224L223 169H225ZM235 168H233V169H235ZM152 169H154V170H152ZM165 169V168H164ZM169 169V168H168ZM175 169V168H174ZM178 169V168H177ZM179 169H180V167H179ZM193 169V168H192ZM201 169V168H200ZM211 169H213V168H211ZM215 169V168H214ZM227 169V171L228 172H230L231 174H232V172H235V170L237 171V168L234 170V171H229ZM125 171V175H122L121 173H120V171ZM160 170H161V168H160ZM162 170H163V168H162ZM184 170L183 171H180V170H177V171H175V172H177V175H179L178 173H183L184 172ZM194 170V169H193ZM204 171H205V169H203ZM207 170V169H206ZM210 170V169H209ZM216 170V169H215ZM169 171V170H168ZM192 171V170H191ZM190 171V172H191ZM199 171V170H198ZM217 171V170H216ZM215 171V172H216ZM222 171V170H221ZM248 171V170H247ZM164 172V171H163ZM166 172V171H165ZM164 172V173H165ZM172 172V171H171ZM174 172V173H175ZM214 171H212V173L210 174L211 176H212V174L213 173H215ZM218 173H219V171H217ZM216 172V174L215 175H217L218 173ZM223 172V171H222ZM222 172H220V175H221V173ZM228 172H227V174H228ZM238 172V171H237ZM240 172V171H239ZM167 173V172H166ZM168 173H170V172H168ZM189 173V172H188ZM191 173H193V172H191ZM197 173V172H196ZM202 173V172H201ZM244 173V172H243ZM255 173V172H254ZM134 174H136V175H134ZM160 174V176H162V177H160L159 179H158V175ZM186 174V173H185ZM195 174V173H194ZM193 174V175H194ZM199 174H200V172H199ZM203 174V173H202ZM224 174V175H223ZM235 174V173H234ZM242 174V173H241ZM241 174H238L237 173V175H241ZM245 174V173H244ZM250 174V173H249ZM181 175V174H180ZM191 175V174H190ZM196 175V174H195ZM209 175V176H210ZM214 175V176H215ZM219 175V174H218ZM219 175V176H220ZM222 175H223V177L224 178H226L225 177V173L223 172L222 173ZM221 175V176H222ZM229 175V174H228ZM233 175V174H232ZM236 175V174H235ZM255 175V174H254ZM133 176H135V178H132ZM201 176V175H200ZM248 175H246V177H247ZM252 176V175H251ZM264 176V175H263ZM262 176V177H263ZM181 177V176H180ZM193 177V176H192ZM222 177V178H223ZM233 177H234V175H233ZM245 177V176H244ZM169 178V177H168ZM172 178V177H171ZM211 178V177H210ZM213 178V177H212ZM215 178H217L216 180H221V177H219L220 179H218V176L217 177H215ZM214 178V179H215ZM235 178V177H234ZM241 178V177H240ZM253 178H255V177H253ZM170 179V178H169ZM195 179V178H194ZM200 179V178H199ZM228 179V178H227ZM242 179V178H241ZM241 179H239V181L241 180ZM245 179V178H244ZM179 180H181V179H179ZM178 180V181H179ZM208 180V179H207ZM211 180V179H210ZM228 180H230V177H229V179ZM245 180H248V179H245ZM250 180V181H249ZM248 180V182L250 183L252 180L251 179H249ZM254 180V179H253ZM257 180V179H256ZM260 180V179H259ZM262 180H264V179H262ZM166 181V180H165ZM186 181V180H185ZM190 181H192V180H190ZM202 181H204L203 179H202ZM212 181H214V180H212ZM170 182V181H169ZM169 182L168 181H166V184L167 185H170L169 184ZM176 182V181H175ZM187 182V181H186ZM196 182L197 181H195V184H196ZM218 182V181H217ZM221 182V181H220ZM222 182H224V180H222ZM231 182V181H230ZM235 182H236V180H235ZM235 182L233 183V184H235ZM244 182V181H243ZM258 182V181H257ZM134 184V185H136L135 187L132 185V184ZM158 183V185L160 184L161 185V188H163L162 189V191L160 192V191H158L159 192V195L161 196V197H157V199L155 198V196L153 197V192H151L152 190H151V188H150V186L152 187L154 184H157ZM193 183H194V181H193ZM219 183V182H218ZM228 183V182H227ZM245 183V182H244ZM247 183V182H246ZM253 183V182H252ZM258 183H260V181L258 182ZM261 183H262V181H261ZM107 184V183H106ZM225 184H226V181H225ZM242 184V183H241ZM105 185V184H104ZM171 185H172V182H171ZM176 185V184H175ZM187 185V184H186ZM185 185V186H186ZM192 185V184H191ZM207 185H208V183H207ZM212 185V184H211ZM231 186H232V184H230ZM230 185H228L229 187H230ZM236 185V184H235ZM238 185V184H237ZM246 185V184H245ZM247 185H248V183H247ZM101 186V185H100ZM166 186V185H165ZM183 186V185H182ZM190 186V185H189ZM205 186H206V184H205ZM209 186V185H208ZM216 186V185H215ZM227 186V185H226ZM226 186H225V188H226ZM228 186H227V191H228V194L227 195H229L230 193V190H228ZM255 186V185H254ZM159 187V186H158ZM177 187H178V185H177ZM195 187V186H194ZM197 187V186H196ZM201 187V186H200ZM199 187V188H200ZM209 187H211V186H209ZM216 187H218V186H216ZM255 187H257V186H255ZM259 187V186H258ZM202 188H204V187H202ZM215 187H213L212 189H214ZM223 189H224V187H222ZM236 188H238V187H236ZM240 188V187H239ZM242 188V187H241ZM148 189H150L151 191H149ZM178 189V188H177ZM196 189H198V188H196ZM206 189H207V187H206ZM205 188H204V190H206ZM208 189H210V188H208ZM218 189H219V187H218ZM217 189V190H218ZM257 189V188H256ZM260 188H258V190H259ZM60 190V189H59ZM111 190V189H110ZM184 191H185V189H183ZM182 190V191H183ZM194 190V189H193ZM198 190H200V189H198ZM216 189H215V191H217ZM220 190V189H219ZM218 190V191H219ZM241 190V189H240ZM250 190V189H249ZM255 192H257V190H255V189H253ZM252 190V191H253ZM264 190V189H263ZM61 191V190H60ZM178 192H179V190H177ZM181 191V192H182ZM202 191V190H201ZM225 191V190H224ZM232 191V190H231ZM235 191H237V190H235ZM235 191H232L231 193H232V195L234 194V197H235V195H236V192ZM260 191V190H259ZM112 192H115L114 190L112 191ZM142 192H143V194H142ZM185 192H187V191H185ZM193 192V191H192ZM199 192V191H198ZM198 192H196V190H195V193H198ZM205 192V194H206V196H205V199L207 198L208 199V195H207V193H206V191H204ZM234 192V193H233ZM209 193H214V192H208V194ZM218 193V192H217ZM216 193V194H217ZM221 193V192H220ZM219 193V194H220ZM227 193V192H226ZM253 192H251V193H248V195L249 194H252ZM180 194V193H179ZM190 194V193H189ZM200 194H201V192H200ZM210 194V195H211ZM223 194V193H222ZM240 194V193H239ZM255 194V193H254ZM114 195V194H113ZM116 195V194H115ZM168 195V194H167ZM183 195V194H182ZM192 195V194H191ZM194 195V194H193ZM193 195H192V197H193ZM196 195H199V194H196ZM204 195V194H203ZM221 195V194H220ZM231 195V196H232ZM256 195V194H255ZM214 196L216 197V195L214 194ZM213 195H212V197H214ZM217 196L219 197V195L217 194ZM230 196V195H229ZM243 197H244V195H242ZM258 196V195H257ZM260 196V195H259ZM259 196H258V198H259ZM191 197V198H192ZM197 197V196H196ZM195 197V198H196ZM199 198H200V195L198 196ZM198 197H197V199L196 200H199L198 199ZM202 197H204V196H202ZM211 197V196H210ZM211 197V198H212ZM223 197V196H222ZM237 197H241L240 195H238ZM236 197V198H237ZM248 197V196H247ZM247 197H244V198H247ZM256 197V196H255ZM221 198V197H220ZM226 198V197H225ZM233 198V197H232ZM249 198H251V196L250 197H248V199ZM261 198V197H260ZM262 198H264V197H262ZM261 198V199H262ZM110 199V198H109ZM193 199V198H192ZM214 199V198H213ZM223 199V198H222ZM241 199H242V197H241ZM119 200V199H118ZM194 200V199H193ZM209 200V199H208ZM219 200V199H218ZM218 200H216V201H218ZM225 200V199H224ZM227 200V199H226ZM225 200V201H226ZM230 200H231V198H230ZM234 200V199H233ZM240 200V199H239ZM250 200V199H249ZM253 200V199H252ZM251 200V201H252ZM109 201V200H108ZM108 201H107V206H108ZM195 201V200H194ZM211 201H212V199H211ZM210 201V202H211ZM215 201V200H214ZM215 201V203H217ZM228 201H229V198H228ZM235 201V200H234ZM233 201V203L235 204V202ZM241 201H243V200H241ZM251 201H249L250 202V204H252L251 203ZM256 201H257V199H256ZM258 201H260V199L258 200ZM262 201V200H261ZM113 202V201H112ZM119 202V201H118ZM200 202V201H199ZM207 202V201H206ZM206 202H204V203H206ZM219 202H221V200L219 201ZM218 202V203H219ZM224 202V201H223ZM231 202V201H230ZM248 202V201H247ZM248 202V203H249ZM254 202V201H253ZM208 203V202H207ZM212 203V202H211ZM225 203V202H224ZM226 203H229V202H226ZM247 203V204H248ZM255 203V202H254ZM258 203V202H257ZM257 203H255V205H257L258 206V204ZM44 204V203H43ZM109 204H110V201H109ZM248 205V206H251V205ZM259 204H260V202H259ZM262 204V203H261ZM103 205V204H102ZM191 205V204H190ZM207 205V204H206ZM212 205V204H211ZM210 204H209V206H211ZM216 205V204H215ZM218 205V204H217ZM222 205V204H221ZM221 205H219V206H221ZM228 205V204H227ZM239 205V204H238ZM243 205V204H242ZM245 205V204H244ZM262 205H264V204H262ZM185 206V205H184ZM189 206V205H188ZM194 206V205H193ZM202 206V205H201ZM225 206V205H224ZM237 206V205H236ZM240 206V205H239ZM239 206H237V207H239ZM256 206V207H257ZM113 207V206H112ZM194 207V208H195ZM222 207V206H221ZM228 207V206H227ZM236 207V209H239V208H237ZM241 207V206H240ZM253 207V206H252ZM255 207V208H256ZM115 208V207H114ZM185 208V207H184ZM211 208V207H210ZM214 208V207H213ZM218 208V207H217ZM230 208H232V207H230ZM249 208V207H248ZM247 208V209H248ZM254 208V209H255ZM262 208V207H261ZM109 209H112L111 207H109ZM189 209V208H188ZM221 209V208H220ZM241 209V208H240ZM243 209V208H242ZM113 210V209H112ZM111 210V211H112ZM120 210V209H119ZM217 210V209H216ZM219 210V209H218ZM221 210H223V207H222V209ZM256 210V209H255ZM109 212H110V210H108ZM115 211V210H114ZM156 211V212H155ZM188 211V210H187ZM246 211V210H245ZM248 211V210H247ZM246 211V212H247ZM257 211V210H256ZM256 211H254V212H256ZM258 211H259V209H258ZM262 211V210H261ZM217 212V211H216ZM221 212V211H220ZM219 212V213H220ZM249 212H251V211H249ZM260 212V211H259ZM116 213H118V212H116ZM226 212H224V214H225ZM228 213V212H227ZM237 213V212H236ZM245 213V212H244ZM263 213V212H262ZM120 214V213H119ZM119 214H117V216L119 215ZM218 214V213H217ZM223 214V215H224ZM238 214V213H237ZM242 214V213H241ZM247 214H249L248 212H247ZM251 214V213H250ZM116 215V214H115ZM192 215V214H191ZM220 215V214H219ZM218 215V216H219ZM226 215H228V214H226ZM233 215V214H232ZM257 215L258 214H254L253 216H256L257 217ZM261 215V214H260ZM237 216V215H236ZM242 216V215H241ZM246 216V215H245ZM122 217L124 218V216L122 215ZM121 217V218H122ZM228 217H230L229 219H231V215L229 216L228 215ZM244 217V216H243ZM246 217H248V216H246ZM246 217H244V221L245 222H247L246 220H245V218ZM250 217V216H249ZM249 217H248V219H249ZM252 217V216H251ZM255 217V225L257 226L258 224H257V222H258V220H257V218ZM126 218V217H125ZM223 218V217H222ZM236 218V217H235ZM238 218H239V216H238ZM237 218V219H238ZM260 218H261V220L262 219H264V214H263V216H260ZM118 219H119V217H118ZM229 219H228V221H229ZM247 219V220H248ZM100 220V219H99ZM225 220V219H224ZM233 220V219H232ZM232 220H230V222H232ZM252 220H254L253 218H252ZM261 220H259V222L261 221ZM223 221V220H222ZM226 221V220H225ZM239 221V220H238ZM251 221V220H250ZM114 222V221H113ZM120 222V221H119ZM224 222V221H223ZM223 222H221V223H223ZM237 221L235 220L234 221V224L236 223ZM240 222H241V217H240ZM150 223H155V226H156V229L155 230H152L151 228H150ZM228 223V222H227ZM242 223V222H241ZM240 223V224H241ZM121 224H123L122 222H121ZM125 224V223H124ZM220 224V223H219ZM224 224V223H223ZM229 224V223H228ZM228 224L226 225V227L228 226ZM233 224V223H232ZM252 224V223H251ZM250 224V225H251ZM253 224H254V222H253ZM260 224V223H259ZM262 225L264 224V221L261 223ZM120 225V224H119ZM118 225V226H119ZM225 225V224H224ZM223 225V226H224ZM231 225V224H230ZM236 225V224H235ZM243 225H245V223L243 224ZM114 226V225H113ZM121 226V225H120ZM124 226V225H123ZM261 226V225H260ZM96 227V226H95ZM94 227V228H95ZM231 226H229V228H230ZM236 227V226H235ZM246 227H248V226H246ZM258 228H259V226H257ZM256 227V228H257ZM222 228H224V227H222ZM237 228V230H239L238 228H239V224H238V226L236 227ZM9 229H11V228H8V230ZM96 229V228H95ZM225 229V228H224ZM228 229V228H227ZM247 228H245V230H246ZM262 229H264V227L262 228ZM92 230V229H91ZM123 230V229H122ZM128 230V229H127ZM218 230H219V228H218ZM256 230V229H255ZM260 230V229H259ZM120 231V230H119ZM223 231V230H222ZM264 231V230H263ZM123 232V231H122ZM223 232H225V231H223ZM257 232V231H256ZM259 232V231H258ZM261 233V235L263 234L262 233V231H260ZM126 233V232H125ZM153 233L157 236V238H158V234L160 235V237H161V246H162V251H161V249H160V245H159V241L158 240H155L153 237H152V235H153ZM196 233H198V234H201V240H200V242L199 243H197L196 242V238H197V236H196ZM226 233V232H225ZM128 234V233H127ZM220 234V233H219ZM244 234V233H243ZM60 235V234H59ZM199 237V236H198ZM59 238V237H58ZM137 238V237H136ZM243 238H245V237H243ZM253 238V237H252ZM128 240V239H127ZM198 240V239H197ZM258 240V239H257ZM256 240V241H257ZM24 241V240H23ZM133 241V242H132ZM136 241L138 242V240L136 239ZM136 241L135 240H133V239H131L130 240V243H131V245H136ZM255 241V242H256ZM128 242V241H127ZM228 241H226V242H224V243H227ZM139 244H140V241L138 242ZM262 243H263V241H262ZM261 243V244H262ZM63 244V243H62ZM123 244H125V242L123 243ZM195 244V246H196V244H197V248H199V245L201 244V246H200V248H199V253H202V254H198L197 252L198 251H196V249H194V245ZM230 245V244H229ZM128 246V243H126V247ZM193 246V247H192ZM231 246H232V244H231ZM230 246V247H231ZM261 246V245H258V243H257V245L256 246H254L255 248L257 247V250L259 249V247ZM125 247V248H126ZM233 247V246H232ZM248 248V247H247ZM250 248V247H249ZM262 248V247H261ZM263 248H264V246H263ZM127 249V248H126ZM135 249H136V247H135ZM221 249H224V248H221ZM253 249V248H252ZM123 250V249H122ZM245 250V249H244ZM251 250V249H250ZM260 250V249H259ZM89 251H90V249H89ZM126 251V250H125ZM128 251V250H127ZM225 251V250H224ZM231 251V250H230ZM239 250H237V252H238ZM253 251H254V249H253ZM252 251V252H253ZM263 251V250H262ZM221 252V251H220ZM223 252V251H222ZM249 252V251H248ZM127 253V252H126ZM246 254H247V252H245ZM254 253H256L255 251H254ZM262 253H264V252H262ZM129 254V253H128ZM142 254V256H143V253H141ZM240 254V253H239ZM253 254V253H252ZM252 254H250V255H252ZM256 254H258V253H256ZM256 254H255V257H257L256 256ZM261 254V253H260ZM131 255V254H130ZM133 256H134V254H132ZM201 255H203L204 257H206V261L205 260H201V259H199V257L201 256ZM223 255V254H222ZM245 255V254H244ZM243 255V256H244ZM138 256L140 257V255L138 254ZM248 256V255H247ZM249 257V256H248ZM253 257V255L251 256V257H249V258H252ZM263 257V256H262ZM261 257V258H262ZM202 258V257H201ZM249 258H247L246 257V255H245V259H246V262L248 261V259ZM140 259H142L141 257H140ZM243 259V258H242ZM252 259H254V257L252 258ZM264 259V258H263ZM231 260V259H230ZM244 260V259H243ZM257 260H258V258L256 259V261L255 262H257ZM261 260V259H260ZM259 260V261H260ZM142 262H143V259L141 260ZM225 261V260H224ZM263 261V260H262ZM228 262V261H227ZM227 262H225V263H227ZM243 262V261H242ZM245 262V261H244ZM249 262H251L252 263V261H249ZM249 262H247V263H249ZM254 263V262H253ZM259 263H261V262H259ZM258 263V264H259ZM263 264H264V262H262ZM250 264V263H249Z\"/></svg>","mask_w":264,"mask_h":264},{"label":"water","instance_id":"3","mask_svg":"<svg viewBox=\"0 0 264 264\" xmlns=\"http://www.w3.org/2000/svg\"><path fill=\"white\" fill-rule=\"evenodd\" d=\"M31 25L35 28V30H36V32H37V38H36V39L40 40V41L44 44V46L48 49V48H49V43H48L47 41H45L43 37H41V31H40V27H39V25H38L35 21H32V22H31ZM48 51H49V50H48ZM71 63H72V62H71ZM93 93H94V90H92V93L89 95V98H90L92 95H94ZM89 98H87L86 101H88ZM84 101H85V100H84ZM85 104H86V103H85ZM85 127H86V121L84 122V128H85ZM85 130H86V128H85ZM86 132H87V130H86ZM87 134H88V132H87ZM90 138H91V137H90ZM95 143H96V142H95ZM96 145L98 146L99 144L96 143ZM155 212H156V211H155Z\"/></svg>","mask_w":264,"mask_h":264},{"label":"crops","instance_id":"4","mask_svg":"<svg viewBox=\"0 0 264 264\" xmlns=\"http://www.w3.org/2000/svg\"><path fill=\"white\" fill-rule=\"evenodd\" d=\"M243 13L242 9H241V14ZM34 17V16H33Z\"/></svg>","mask_w":264,"mask_h":264}]
</instances>
